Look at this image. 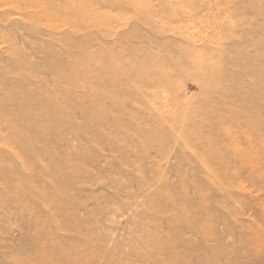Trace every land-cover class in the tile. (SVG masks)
Wrapping results in <instances>:
<instances>
[{"label": "rangeland", "instance_id": "rangeland-1", "mask_svg": "<svg viewBox=\"0 0 264 264\" xmlns=\"http://www.w3.org/2000/svg\"><path fill=\"white\" fill-rule=\"evenodd\" d=\"M263 252L264 0H0V264Z\"/></svg>", "mask_w": 264, "mask_h": 264}, {"label": "bare ground", "instance_id": "bare-ground-1", "mask_svg": "<svg viewBox=\"0 0 264 264\" xmlns=\"http://www.w3.org/2000/svg\"><path fill=\"white\" fill-rule=\"evenodd\" d=\"M51 17H57V16H55V15H52ZM156 244H157V242H156ZM159 244H160V242H159ZM173 251V250H172ZM174 252V251H173ZM173 252H171V253H173ZM264 253V252H263ZM174 255H175V252L173 253Z\"/></svg>", "mask_w": 264, "mask_h": 264}]
</instances>
